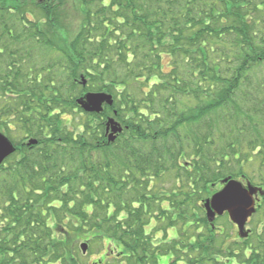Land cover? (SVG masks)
<instances>
[{"label":"trees","instance_id":"16d2710c","mask_svg":"<svg viewBox=\"0 0 264 264\" xmlns=\"http://www.w3.org/2000/svg\"><path fill=\"white\" fill-rule=\"evenodd\" d=\"M0 131V264H264V197L247 238L204 209L264 190V0H0Z\"/></svg>","mask_w":264,"mask_h":264},{"label":"water","instance_id":"95a60500","mask_svg":"<svg viewBox=\"0 0 264 264\" xmlns=\"http://www.w3.org/2000/svg\"><path fill=\"white\" fill-rule=\"evenodd\" d=\"M113 103V96L106 92H88L79 99L81 107L90 113H100L105 105H113ZM107 125L108 130L111 129L109 140L114 141L117 133H120L122 128L114 118H109ZM35 143H37L35 139L29 142V144ZM15 150L16 148L10 139L0 132V165ZM221 183L223 187L205 201L204 206L207 211V217L213 223L217 216L228 213L231 221L238 226L240 237L245 238L250 233L246 229L248 221L257 211V196L258 194L264 195V191L249 181L244 184L242 181L231 177L224 178ZM226 189H230L233 194L229 197H221L220 194ZM81 247L83 253H86L88 244L84 243Z\"/></svg>","mask_w":264,"mask_h":264},{"label":"rangeland","instance_id":"374dc122","mask_svg":"<svg viewBox=\"0 0 264 264\" xmlns=\"http://www.w3.org/2000/svg\"><path fill=\"white\" fill-rule=\"evenodd\" d=\"M11 138H12V141L14 143H16L17 141H19V139H21V136L19 134H17V133H14ZM31 140H32V138H28L27 140H25L26 141L25 143H29ZM14 154H12V155H14ZM8 162H7V164H8ZM4 163H6V161ZM167 185H169L168 187H171L172 186L171 185V181L169 182V184H166V187H167ZM215 223H216V221H215ZM221 224H222L221 220L217 222V225L222 226ZM251 227L252 226H251V224L249 222L248 225H247V228L250 229ZM232 233H235V236H238L237 227L235 225H233ZM173 234L174 233H171V235H173ZM161 238H162V234L159 233L158 237L156 239H154V243L161 242V240H160ZM90 250L91 251L88 254H83V253L80 254L81 255L80 258H78L76 260L78 262V264H94V262H98V261H101V264H106V263H104V260H105V257L107 255V249H104L103 247H101V244H96V245H93ZM168 260H169V256H163V255L159 256V264H167Z\"/></svg>","mask_w":264,"mask_h":264},{"label":"bare ground","instance_id":"6f19581e","mask_svg":"<svg viewBox=\"0 0 264 264\" xmlns=\"http://www.w3.org/2000/svg\"><path fill=\"white\" fill-rule=\"evenodd\" d=\"M105 106H111V105H105ZM105 106H104V109H105ZM104 109H103V111H104ZM103 111H102V112H103ZM102 112H100V113H102ZM94 113H95V112H94ZM84 243H87V244H88V250H89V242H88V241H82V242L80 243V245H79V246H80V247H79L80 250L82 251V247H81V245L84 244ZM88 250H87V251H88ZM82 252H83V251H82ZM94 264H101V261L94 262Z\"/></svg>","mask_w":264,"mask_h":264},{"label":"snow or ice","instance_id":"6c2138e0","mask_svg":"<svg viewBox=\"0 0 264 264\" xmlns=\"http://www.w3.org/2000/svg\"><path fill=\"white\" fill-rule=\"evenodd\" d=\"M233 193L230 189H226L224 192H222L220 195L221 197H229L231 196Z\"/></svg>","mask_w":264,"mask_h":264}]
</instances>
